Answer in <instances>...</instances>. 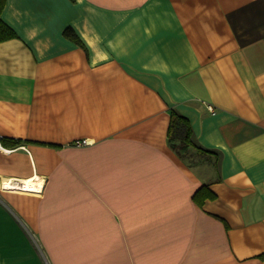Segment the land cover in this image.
I'll list each match as a JSON object with an SVG mask.
<instances>
[{
  "label": "crops",
  "instance_id": "1",
  "mask_svg": "<svg viewBox=\"0 0 264 264\" xmlns=\"http://www.w3.org/2000/svg\"><path fill=\"white\" fill-rule=\"evenodd\" d=\"M2 17L0 264H264V0H6ZM171 108L218 165L172 149ZM36 174L40 193L4 188Z\"/></svg>",
  "mask_w": 264,
  "mask_h": 264
},
{
  "label": "trees",
  "instance_id": "2",
  "mask_svg": "<svg viewBox=\"0 0 264 264\" xmlns=\"http://www.w3.org/2000/svg\"><path fill=\"white\" fill-rule=\"evenodd\" d=\"M5 5L6 0H0V42L18 37L16 31L2 17ZM64 34L72 40L81 42L80 44L82 45L80 37L71 27L66 28ZM170 115L171 118L167 136L172 149L175 150L182 159L190 161L189 165L191 166L197 163L196 159L201 161L202 157H210L214 160V164L218 165L217 161H220L219 151L206 148L199 143L190 120L173 108L170 110ZM1 139L6 140L7 138L2 136ZM9 141H11L13 145H18L22 142V140L19 139H11ZM193 161H196V163ZM194 198L197 203L202 205L207 198H215V193L205 184L196 191Z\"/></svg>",
  "mask_w": 264,
  "mask_h": 264
},
{
  "label": "bare ground",
  "instance_id": "3",
  "mask_svg": "<svg viewBox=\"0 0 264 264\" xmlns=\"http://www.w3.org/2000/svg\"><path fill=\"white\" fill-rule=\"evenodd\" d=\"M5 183L10 186L9 189H18L22 192L40 193L45 183V179L36 174L34 176L19 177L18 180L6 179Z\"/></svg>",
  "mask_w": 264,
  "mask_h": 264
},
{
  "label": "built area",
  "instance_id": "4",
  "mask_svg": "<svg viewBox=\"0 0 264 264\" xmlns=\"http://www.w3.org/2000/svg\"><path fill=\"white\" fill-rule=\"evenodd\" d=\"M211 109H212V107H211ZM80 143H87V141H86V140H83V141H80ZM0 147H2V146H1V143H0ZM6 183H7V182H6ZM6 183L3 184V185H4V188H5V189H9L10 186H8Z\"/></svg>",
  "mask_w": 264,
  "mask_h": 264
},
{
  "label": "rangeland",
  "instance_id": "5",
  "mask_svg": "<svg viewBox=\"0 0 264 264\" xmlns=\"http://www.w3.org/2000/svg\"><path fill=\"white\" fill-rule=\"evenodd\" d=\"M185 162L188 164L190 161H188V160H185ZM194 163H196V161H193Z\"/></svg>",
  "mask_w": 264,
  "mask_h": 264
}]
</instances>
